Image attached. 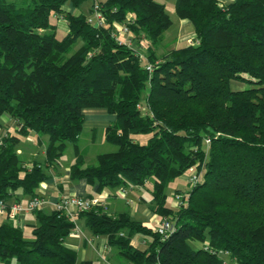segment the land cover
<instances>
[{"label": "trees", "instance_id": "1", "mask_svg": "<svg viewBox=\"0 0 264 264\" xmlns=\"http://www.w3.org/2000/svg\"><path fill=\"white\" fill-rule=\"evenodd\" d=\"M68 1L0 0V116L17 125L0 144V200L10 203L19 190L37 195L72 142L73 180L99 192L150 182L154 212L175 224L163 239L128 213L77 212L128 264H225L220 250L238 264H264V0H176L194 43L162 56L157 50L173 23L164 4L99 0L105 24L97 27L83 13L64 12ZM61 17L69 30L59 36L54 20ZM115 23L145 42L152 71L113 36ZM233 81L246 87L235 90ZM87 108L116 116L105 130L116 149L92 165L77 144ZM32 132L48 136L46 158L27 165L17 146ZM193 166L202 181L185 204L168 206V185ZM33 213L31 238L11 220L0 224V264H94L65 244L73 219L59 210ZM135 234L149 238L147 248L132 245Z\"/></svg>", "mask_w": 264, "mask_h": 264}, {"label": "crops", "instance_id": "2", "mask_svg": "<svg viewBox=\"0 0 264 264\" xmlns=\"http://www.w3.org/2000/svg\"><path fill=\"white\" fill-rule=\"evenodd\" d=\"M159 3L165 5V9L172 19V26L165 32L161 44L158 48L157 55L162 56L166 51L186 46L188 44L177 46L182 39L188 37H195V31L192 23L187 19H181L176 10V0H156ZM222 3H228L232 0H220ZM92 1L88 0L79 7H75L71 0H69L64 6L63 11L69 12L74 15L81 13L88 15L91 12ZM57 26V32L59 36L65 35L69 30L66 19L61 17L58 20H54ZM174 27V30L171 29ZM168 33V34H166ZM167 35V36H165ZM166 46L164 52L163 47ZM163 49V51L160 50ZM85 122L82 133L91 131L92 143L97 141V132L101 130V137L105 139V130L112 124L116 116L109 113L104 108H87L84 110ZM17 128L16 122L12 119L11 115L4 113L0 116V136L3 137L8 133L14 132ZM140 141L145 142L147 136H139ZM80 140V139H79ZM101 141V140H100ZM107 142V141H106ZM48 143V136H43L39 139L35 132H32L27 137H22L20 143L17 146V151L21 159L29 165L32 161L36 160L44 163L46 158V145ZM69 143V142H68ZM67 143V144H68ZM109 143V142H108ZM66 144L65 150L68 148ZM78 148L85 158L87 165L88 159V146ZM64 150L63 156L55 164H52L48 169L49 178L43 181L37 188V195L43 196L46 200V205L43 208L44 212L50 213L55 210L57 202L64 196L70 194H76L83 197H94L100 199L102 202L100 206L110 215H118L120 213H128L133 219L142 221L145 225L155 228L158 222L161 220V216L154 212L151 184L148 182L145 186H119L117 188H106L102 191H97V185H91L86 179L73 180L71 178V166L75 162L77 151L74 144L72 156L66 160V151ZM115 149L111 148V152ZM106 153V152H102ZM99 153L98 155H100ZM96 157V162L98 159ZM179 179L183 182L188 180V172L181 175ZM187 184V183H186ZM188 189V184L185 187ZM180 189V188H176ZM175 189V190H176ZM185 190V189H184ZM31 198L30 195L25 194L22 190L13 193L10 203L19 201L22 203L27 202ZM168 204V202H167ZM172 208H177L173 200L168 204ZM1 223L9 220L6 214H1ZM76 226L65 238V244L77 251L80 261L90 260L94 264H128V261L120 254L119 248L110 245L108 243V237L106 235H95L91 229L87 226L86 218L82 216H75L74 219ZM0 223V224H1ZM36 217L34 213L26 214L22 219L21 227L23 230L28 229L29 235H31L32 225L36 224ZM149 243V238L142 234H135L132 238V245L145 249ZM197 247H201L203 244L196 242ZM225 256L231 257L234 263L238 264L236 260L230 254H222L225 264H229L225 259Z\"/></svg>", "mask_w": 264, "mask_h": 264}, {"label": "built area", "instance_id": "3", "mask_svg": "<svg viewBox=\"0 0 264 264\" xmlns=\"http://www.w3.org/2000/svg\"><path fill=\"white\" fill-rule=\"evenodd\" d=\"M92 6H91V12L87 15L88 22L93 24L94 26H102L105 24V17L102 12L101 4L99 0H91ZM116 25V31L114 32L113 36L121 43L127 44L130 48L137 49L135 47L136 41L133 40L131 31L127 25L115 23ZM137 52L140 54L141 59L143 60V64L146 65L147 70L152 71L153 66L150 64L146 57L139 52L137 49ZM3 143V137L0 136V144ZM206 146H209L210 139L205 140ZM190 172V184L195 185L197 183H200L202 181L203 172L198 171L196 166H193L189 168ZM188 198V193L186 195L184 194H176V204L177 207L183 205L186 203ZM46 200L41 195H35L31 197L27 202L22 203L19 201L8 203L4 200H0V213L6 214L13 223L21 226L22 225V219L26 214L33 213L36 210H41L46 205ZM101 201L98 198L94 197H83L76 194H70L67 196H64L60 199L59 202H57L55 206V210L62 211L67 217L71 219H75L76 213L86 210H91L95 206H100ZM155 231H157L163 239L167 238L174 230H175V224L174 222L167 218H161V220L158 222L156 227L154 228ZM205 248H208V242L205 243ZM220 255L222 254H230L228 250H220ZM156 264H160V262H157Z\"/></svg>", "mask_w": 264, "mask_h": 264}, {"label": "rangeland", "instance_id": "4", "mask_svg": "<svg viewBox=\"0 0 264 264\" xmlns=\"http://www.w3.org/2000/svg\"><path fill=\"white\" fill-rule=\"evenodd\" d=\"M174 30V27L171 29V31ZM168 34V33H166ZM167 36V35H165ZM194 38H190L188 37L187 39H182L177 46H180V45H184V44H193L194 43ZM135 47L139 50V52H141L147 59V56H148V53H147V50H146V45H145V42H137L135 43ZM78 48V45L75 46V49ZM164 49V52L167 50L166 49V46L163 47ZM163 49L160 48L161 51H163ZM158 51V50H157ZM161 56V55H160ZM246 87V84L240 82V81H233L232 82V88L235 89V90H238V89H242V88H245ZM97 141L96 142H93L92 143V133L91 131L89 132H85V133H82L81 134V137H80V140L77 142V144L81 147V148H84L85 146H88V163L89 164H94L96 162V157L99 153H102V152H107V151H110L111 148L113 149H116V147L111 144V143H108L104 140V138L101 137V130H98L97 132ZM101 140V141H100ZM67 149L65 150L66 151V160L69 158V156H72V153H73V147H74V143L72 142H69L67 144ZM190 172H188V180H187V184H188V189L186 190V186L187 184L185 182H183V180L177 178L175 181L171 182L167 189H166V193L168 194V204H171L172 203V196H173V200L176 204V194H184L186 195L188 193V190L189 188L191 187V184H190ZM180 188L179 190L176 189V188ZM176 189V190H175ZM185 189V190H184ZM176 207H177V204H176ZM0 219H1V216H0ZM0 223H1V220H0ZM25 237L26 238H31L32 235H29L28 233V229L25 231ZM225 259L228 261L229 264H236L234 263V261L232 260L231 257H228V256H225Z\"/></svg>", "mask_w": 264, "mask_h": 264}]
</instances>
